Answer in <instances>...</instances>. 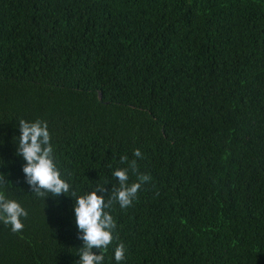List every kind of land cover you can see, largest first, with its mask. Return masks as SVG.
I'll return each mask as SVG.
<instances>
[{
  "label": "trees",
  "instance_id": "obj_1",
  "mask_svg": "<svg viewBox=\"0 0 264 264\" xmlns=\"http://www.w3.org/2000/svg\"><path fill=\"white\" fill-rule=\"evenodd\" d=\"M21 119L77 196L107 200L123 155L151 175L103 264L120 242V264H264V0H0V191L28 212L0 264H78L75 198L26 183Z\"/></svg>",
  "mask_w": 264,
  "mask_h": 264
},
{
  "label": "clouds",
  "instance_id": "obj_2",
  "mask_svg": "<svg viewBox=\"0 0 264 264\" xmlns=\"http://www.w3.org/2000/svg\"><path fill=\"white\" fill-rule=\"evenodd\" d=\"M21 135L19 136L17 155L26 161L23 166L26 183L30 185L38 197L46 198L49 195L59 197L61 194L75 198L76 226L81 233L83 247L79 249L80 260L78 264H103L108 248L118 239L115 235L116 220L108 211L118 203L121 209H127L137 198L139 189L146 182H150V174L139 172V165L135 159L129 161L127 155L120 158L122 164L128 167L116 169L113 176L118 178L119 187H113L110 197L97 192H107L105 185H97L96 189L87 195L77 196L72 191L71 185L61 177V171L55 163L54 147L51 143V135L48 124L44 120L37 119L28 122L19 121ZM134 156L143 158L140 149L134 150ZM137 176L134 183L129 184V172ZM4 181H0L2 187ZM27 218L28 212L17 201L7 199L4 191H0V221L11 226L13 233L21 232L25 225L21 218ZM100 250L97 255L93 249ZM126 247L120 242L114 250V258L117 264L125 259Z\"/></svg>",
  "mask_w": 264,
  "mask_h": 264
}]
</instances>
